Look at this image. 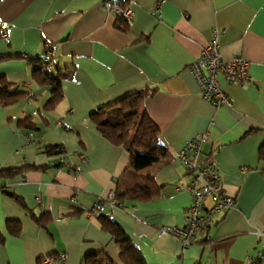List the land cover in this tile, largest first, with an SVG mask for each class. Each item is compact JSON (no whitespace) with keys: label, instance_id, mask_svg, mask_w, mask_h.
I'll use <instances>...</instances> for the list:
<instances>
[{"label":"crops","instance_id":"crops-1","mask_svg":"<svg viewBox=\"0 0 264 264\" xmlns=\"http://www.w3.org/2000/svg\"><path fill=\"white\" fill-rule=\"evenodd\" d=\"M105 1L0 0V26H9L0 38V85L23 93L0 104V170H19L0 176V264H43L58 254L64 259L51 264H84L87 256L90 264H123L108 219L137 248L139 264H256V232H264V0H125L123 21ZM214 35L222 61H248L246 81L219 76L229 99L219 107L201 98L189 69ZM43 55L62 93L52 106V86L40 82ZM132 92L143 94L141 109L167 154L136 171L152 176V198L115 205L111 194L130 185V155L91 114ZM201 135L198 163L216 162L234 203L183 246L167 231L183 226L191 203V173L175 154ZM44 213L46 228L32 217ZM8 219L20 223L18 235L7 233Z\"/></svg>","mask_w":264,"mask_h":264},{"label":"built area","instance_id":"built-area-1","mask_svg":"<svg viewBox=\"0 0 264 264\" xmlns=\"http://www.w3.org/2000/svg\"><path fill=\"white\" fill-rule=\"evenodd\" d=\"M104 5L117 15L126 18L130 16V11L121 6L120 0H107ZM8 30V25L0 26L1 39H7ZM41 61L46 65V72H50L53 67L50 57L43 55ZM247 68L248 61L242 56L237 55L227 62L222 61L216 35L202 46L198 57L189 65V69L200 87L201 98L215 107L229 103L226 93L220 86L219 76H222L227 82L242 83L248 79ZM26 93L28 96L32 95L29 88ZM205 141L206 136L201 135L195 140L185 143L175 154V159L191 173L186 187L191 203L183 226H172L167 231L183 246L191 244L198 232L211 225L214 214L225 212L234 203V199L226 196L223 192L221 175L216 162L210 160L202 164L198 163L200 143ZM70 166L72 167V165ZM206 199L211 201V205L205 204ZM98 206L99 203H96L95 207ZM256 236L259 246L255 249V255L252 258L254 263L264 259V232L257 231ZM58 259H64V254H60ZM53 260L52 256H44L41 261L43 264H51Z\"/></svg>","mask_w":264,"mask_h":264},{"label":"trees","instance_id":"trees-1","mask_svg":"<svg viewBox=\"0 0 264 264\" xmlns=\"http://www.w3.org/2000/svg\"><path fill=\"white\" fill-rule=\"evenodd\" d=\"M121 6L124 8L125 0H120ZM117 20H124L123 16L117 15ZM42 57V56H41ZM40 57V60H41ZM41 64L42 63L41 61ZM41 72L45 75V79L40 82H48L51 84L52 95L47 105H54L62 96L59 82L52 79L51 72H46V65H42ZM53 70V69H51ZM51 77V78H50ZM0 85V104H8L15 101L21 94L18 90L21 85H12L8 82L1 81ZM25 95L27 96L26 92ZM143 94L140 92H132L117 99L113 103L105 105L91 114V119L102 132V134L112 143L120 144L125 147L130 155V172L129 184L122 192L115 189L112 193V203L118 204L121 200H147L156 194L155 184L151 175L140 177L136 175V171L152 164L167 154L166 148L158 140V128L141 109ZM60 146H50L47 149L58 150ZM59 151V150H58ZM73 169V168H72ZM19 172L16 168H7L0 170V176H10ZM129 173V172H126ZM0 184V190L4 191ZM15 201L21 202L14 195L9 194ZM101 202V201H99ZM35 221L42 227H47L50 220L47 213L40 216L32 215ZM105 227L110 231L113 240L118 245L119 257L123 264H139L140 253L132 244L129 237L117 226L116 223L106 220ZM6 230L10 235H18L20 232V223L15 219L6 221ZM4 241V235L0 232V244ZM57 256H52L57 259ZM43 258V257H41ZM84 264H90L88 256L85 257ZM259 263V262H258ZM257 264V263H256Z\"/></svg>","mask_w":264,"mask_h":264}]
</instances>
